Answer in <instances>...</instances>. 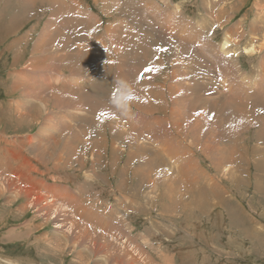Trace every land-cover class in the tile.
I'll return each instance as SVG.
<instances>
[{
	"label": "rangeland",
	"instance_id": "rangeland-1",
	"mask_svg": "<svg viewBox=\"0 0 264 264\" xmlns=\"http://www.w3.org/2000/svg\"><path fill=\"white\" fill-rule=\"evenodd\" d=\"M261 161L264 0H0V264H264Z\"/></svg>",
	"mask_w": 264,
	"mask_h": 264
},
{
	"label": "clouds",
	"instance_id": "clouds-1",
	"mask_svg": "<svg viewBox=\"0 0 264 264\" xmlns=\"http://www.w3.org/2000/svg\"><path fill=\"white\" fill-rule=\"evenodd\" d=\"M105 51H107L105 49ZM135 93L127 80L120 79L116 82L111 103L121 113L126 115L130 111V103Z\"/></svg>",
	"mask_w": 264,
	"mask_h": 264
},
{
	"label": "crops",
	"instance_id": "crops-1",
	"mask_svg": "<svg viewBox=\"0 0 264 264\" xmlns=\"http://www.w3.org/2000/svg\"><path fill=\"white\" fill-rule=\"evenodd\" d=\"M135 93V95H134V97H133V99H132V102H138V103H140V104H142L141 102H140V98H139V96H138V94H139V92H134ZM152 94V93H151Z\"/></svg>",
	"mask_w": 264,
	"mask_h": 264
},
{
	"label": "bare ground",
	"instance_id": "bare-ground-1",
	"mask_svg": "<svg viewBox=\"0 0 264 264\" xmlns=\"http://www.w3.org/2000/svg\"><path fill=\"white\" fill-rule=\"evenodd\" d=\"M258 164H260V165H256L258 168H260V170H264L263 168H264V164H262V161L261 162H258ZM260 166H262V167H260ZM188 188V187H187ZM190 189V188H189ZM191 190V189H190ZM189 191V190H188ZM190 193H191V191H190ZM194 193V192H193ZM197 195V194H196ZM197 200H198V198H197ZM196 202H198V201H196ZM201 202V201H200ZM191 203V202H190ZM200 207V206H199ZM199 210H201V208L199 209ZM203 211V210H202ZM201 211V212H202Z\"/></svg>",
	"mask_w": 264,
	"mask_h": 264
},
{
	"label": "snow or ice",
	"instance_id": "snow-or-ice-1",
	"mask_svg": "<svg viewBox=\"0 0 264 264\" xmlns=\"http://www.w3.org/2000/svg\"><path fill=\"white\" fill-rule=\"evenodd\" d=\"M145 72H147V71H151V69L150 68H146L145 70H144ZM143 75V73L141 74V76ZM107 115V113H104V112H101L100 113V116L101 117H103V116H106Z\"/></svg>",
	"mask_w": 264,
	"mask_h": 264
}]
</instances>
